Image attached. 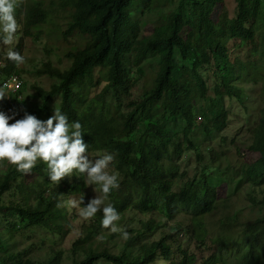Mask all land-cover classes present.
<instances>
[{
  "label": "trees",
  "instance_id": "1",
  "mask_svg": "<svg viewBox=\"0 0 264 264\" xmlns=\"http://www.w3.org/2000/svg\"><path fill=\"white\" fill-rule=\"evenodd\" d=\"M170 1L174 4L175 10H171L174 12L156 18V8L166 7L164 0H61V6L71 7L73 15L68 30L62 32V40L59 42L72 45L73 39L69 37L77 34L84 37L86 43L84 47L67 52V58L72 60L69 69L61 70L49 63L39 69L40 75L56 78L59 84L52 85L48 91L38 89L37 97L44 104L58 98V110L67 116L69 123L78 121L82 125V138L88 144L87 154L106 152L113 155L114 160L108 169L111 170L110 173L118 175L119 187L110 192L109 201L120 215V220L116 223L121 224L125 214L130 211L139 217H156L158 221L153 218L140 229L135 227L133 235L123 249L115 253L109 247L95 245L98 236H95V233L102 234L101 215L100 226L86 227L83 238L74 242L67 251L58 249L48 264H63L64 257L71 261V264H96L101 260L112 264H149L157 258H163L168 264L195 263V257L182 248L180 252L183 259L180 262L175 260V251L169 247L171 238H163L151 244L144 243L143 239L146 233H153L165 223L176 222L181 215H188L192 223L197 222L200 226L198 236H201L204 233V219L217 209L215 191L209 188L208 179L203 176L187 182L182 190L175 192L176 183L182 177L177 166L168 167L165 163L170 158V149L165 144H149L145 133L136 135L139 126L137 116L151 110V104L160 103L169 112L170 118L182 117L187 125L185 141L176 150L177 158L182 157L185 150H195L191 140L196 129L194 104L206 99L208 91L203 74L213 62L229 60V44L233 41L245 43L250 48L248 74L245 70H241V74H245V78L250 77L252 73L258 75L264 100V0ZM229 1L237 6L235 19L230 18L227 9ZM39 4L40 2H28L25 8L18 9V13L22 12L24 15V32H20L24 38L48 36V32L44 33L41 28L48 21L47 13ZM188 6L191 8L190 15ZM218 7H223V11L215 18ZM143 20L157 21L158 30L156 41L145 47L132 37ZM22 36L20 35V39ZM48 37L54 46L52 40H55V37ZM14 50L22 55L21 42ZM150 53L160 59V70L151 95L141 103L132 102V111L128 113L105 103L103 98L108 89L123 88L129 80L124 58L133 56L134 64L138 66ZM176 57L183 63L179 78L175 77L173 70ZM17 71V65L8 59L4 66H0V91L5 92L2 89L3 80L17 74ZM101 82L108 85L101 94L93 95L92 90ZM22 92L24 83L19 93ZM217 94L239 102H242L244 97L240 89L234 90L225 84ZM4 107L2 111L12 116L10 107L5 102ZM52 115L53 113L48 118ZM12 122L14 120L10 121ZM227 126L228 115H220L213 121L208 134H221ZM160 137L163 141L164 136ZM252 137L254 144L249 152L258 154L260 160L248 167L245 178L253 187L263 188L264 106L258 125L252 131ZM45 168L47 171V166L36 165L31 173L44 171ZM8 170L0 181V213L6 210L1 202L9 184L25 175L17 169ZM44 184L49 186L45 179L44 182H38V187ZM69 184H72V193H85L88 188L84 176L80 173L74 178V183L59 182L58 186L62 188ZM52 196L47 200L43 194L40 208L18 209V219L30 226L48 229L50 222L62 212L55 209ZM87 203L84 197L82 206ZM260 205L264 206V197ZM240 236L243 241L241 246L250 243L255 247L264 240V218L249 223ZM232 243L234 242L226 241L223 245L229 246ZM134 248H137V252L132 256ZM3 251H6V244L4 245L0 236V252ZM237 254L241 255L238 264H256V255L242 254L241 247ZM0 264L38 263L14 256L0 259Z\"/></svg>",
  "mask_w": 264,
  "mask_h": 264
},
{
  "label": "rangeland",
  "instance_id": "2",
  "mask_svg": "<svg viewBox=\"0 0 264 264\" xmlns=\"http://www.w3.org/2000/svg\"><path fill=\"white\" fill-rule=\"evenodd\" d=\"M28 2L31 4L40 2L46 10L48 21L41 28L44 33L45 31L48 32V36L53 35L55 37V40H52L55 43L54 46L51 45L47 35L41 38H24L22 36L24 15L22 12L18 13V9L19 7L25 8ZM164 3L165 8H156L154 12L156 18L174 12L171 11L175 8L170 0H164ZM61 5V0H21V6L16 9V19L21 28L12 47L18 46L21 42L25 62L17 65V74L24 82V92L19 99L22 101L14 108L10 107L12 115L15 113L14 119L23 118L27 112L37 119L45 121L51 113H54V110H58V98H53L44 104L38 99L37 90L48 91L52 85H58L59 82L56 78L48 75H40L38 71L44 64L48 63L61 70L69 69L72 60L67 58V52L85 46L86 39L77 34L69 37L73 39L72 45L59 42L62 40V32L68 30L73 15L71 7L64 8ZM227 9L230 18L235 19L237 6L234 2L229 1ZM222 11L223 7H218L215 18L220 16ZM188 13L191 14L189 6ZM157 31V21L143 20L132 37L142 47H145L152 41H156ZM20 35L22 36L21 39ZM229 49L228 61L213 62L209 70L203 74V79L208 85V91L206 99L199 100L194 104L196 129L191 140L195 145V150H185L182 157L177 158L176 150L185 141L187 125L182 117L170 118L169 112L160 103L151 104V110L137 116L139 126L136 135L145 133L149 144H165L170 149V158L165 163L168 167L177 166L182 177L176 183L175 192L182 190L187 182L205 176L208 179L209 188L215 191L218 200L216 211L204 219L202 226L204 233L201 236H198L200 226L196 221L192 223L188 215H181L176 219V222L165 223L153 233H146L143 239L144 243L151 244L163 238H171L170 245L175 251V260L178 262L183 259L180 252V248H182L190 256L195 257L194 264H238L241 255L237 252L241 247L242 254L256 255V264H264V240L257 243L255 247L250 243L241 246L243 241L240 236V233L249 223L264 218V206L260 205L264 197V187L255 188L245 178L248 167L260 160V156L250 153L249 149L254 144L252 131L258 125L260 113L264 106L262 85L257 74L252 73L247 78H245V74H241V70H245L248 74L247 64L251 60L248 45L242 44L240 41H233L229 44ZM177 51L180 54V51ZM6 53L7 46L0 43V66L5 65ZM124 61L129 72V80L126 86L108 89L103 101L113 105V107H119L124 113H128L132 111V102L141 103L151 95L160 70V59L159 56L150 53L147 59L141 61L138 66H135L131 55L126 56ZM182 65L183 63L176 57L173 62L176 78L182 74ZM224 84L234 90L240 89L243 92V101L239 102L229 97L218 96L217 93ZM107 85L106 82H101L91 93L99 95ZM4 102L8 105L6 95L0 99V112H3L2 110L5 108ZM223 114L228 115L226 130L221 134L214 132L208 134L213 121ZM134 135L135 133L130 139ZM160 135L164 136L163 141ZM102 154L105 152L87 155L94 160ZM36 165L46 167L39 160ZM6 170L15 171L16 167L6 161L0 162V181L5 176ZM107 171L110 173L111 170L107 169ZM46 174L45 168L44 171L25 174L22 178H18L9 184L1 202V205L6 207V210L0 213V236L4 245L6 244V251L0 252V259L17 256L22 259L28 258L38 264H48L58 249L67 251L74 242L83 238L86 227L100 226L99 217L102 215L101 213H97L90 220H83L78 216L77 210L58 206L68 199H78L82 194L89 200L95 195L100 196L104 199L105 205L110 204L109 198L104 197L98 185H88L85 193L84 191L80 194L72 193V184L64 185L62 188L58 185L54 186L49 182ZM78 176L79 173L74 172L73 175L63 178L60 182L74 183V178ZM84 178L86 180L85 176ZM45 179L49 186L44 184L38 187V182H44ZM43 194L47 200H50L53 195L54 207L60 209L61 214L50 222L48 229L22 223L18 219V209L40 208ZM153 218L158 221L156 217H139L132 211L127 212L123 222L117 225L128 233V238L124 239L119 233L113 235L114 233L102 228V234L95 233V236L98 235L95 245L109 247L113 252L119 253L133 235L134 228L140 229L143 224ZM100 236L104 237L103 240L98 239ZM226 241L234 243L224 246ZM136 252L137 248H134L132 256H135ZM14 260L17 259H12V261ZM63 264H71V261L64 257ZM96 264L112 263L101 260ZM149 264H168V262L163 258H157Z\"/></svg>",
  "mask_w": 264,
  "mask_h": 264
},
{
  "label": "clouds",
  "instance_id": "3",
  "mask_svg": "<svg viewBox=\"0 0 264 264\" xmlns=\"http://www.w3.org/2000/svg\"><path fill=\"white\" fill-rule=\"evenodd\" d=\"M20 3L21 0H0V43L7 46L6 58L16 65L25 62V57L12 47L21 28L16 19V9ZM39 5L46 12L42 4ZM9 77L2 82L4 91L7 89L4 82ZM19 79L22 85L15 90L18 103L22 101L19 100V91L24 83ZM4 97V92L0 91V99ZM14 116L15 113L9 116L0 112V162L6 161L14 165L17 171L29 174L37 161H42L47 166V176L54 186L63 178L78 172L86 177L87 185H98L104 197L108 198L110 192L119 187L118 175L107 171L114 160L113 155L105 152L94 160L90 159L87 155L88 144L82 138V125L78 121L70 124L67 116L59 110H54L53 115L45 121L27 112L21 119H14ZM12 120L14 122L10 123ZM85 200L88 203L82 206V194L78 199H68L58 206L77 210L78 216L83 220H90L101 213V226L104 229H109L114 234L119 233L124 239L128 238V233L117 225L120 215L111 204L105 205L104 199L97 195L90 200L85 197ZM103 238L98 237L100 240Z\"/></svg>",
  "mask_w": 264,
  "mask_h": 264
},
{
  "label": "bare ground",
  "instance_id": "4",
  "mask_svg": "<svg viewBox=\"0 0 264 264\" xmlns=\"http://www.w3.org/2000/svg\"><path fill=\"white\" fill-rule=\"evenodd\" d=\"M17 78H20L18 74H16ZM5 95H6V102L8 103L9 107L14 108L18 104V100L15 97V88L14 84H11L6 90H5Z\"/></svg>",
  "mask_w": 264,
  "mask_h": 264
},
{
  "label": "built area",
  "instance_id": "5",
  "mask_svg": "<svg viewBox=\"0 0 264 264\" xmlns=\"http://www.w3.org/2000/svg\"><path fill=\"white\" fill-rule=\"evenodd\" d=\"M11 84H14V88L16 90L21 87L22 82L20 81L19 78L16 77V75H13L8 79H6V81L4 82V87L8 88Z\"/></svg>",
  "mask_w": 264,
  "mask_h": 264
}]
</instances>
